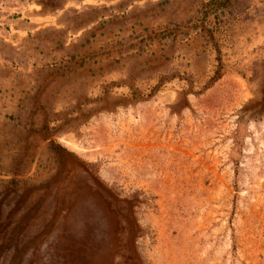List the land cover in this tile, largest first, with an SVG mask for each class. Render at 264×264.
<instances>
[{
  "label": "rangeland",
  "instance_id": "obj_1",
  "mask_svg": "<svg viewBox=\"0 0 264 264\" xmlns=\"http://www.w3.org/2000/svg\"><path fill=\"white\" fill-rule=\"evenodd\" d=\"M0 264H264V0H0Z\"/></svg>",
  "mask_w": 264,
  "mask_h": 264
}]
</instances>
